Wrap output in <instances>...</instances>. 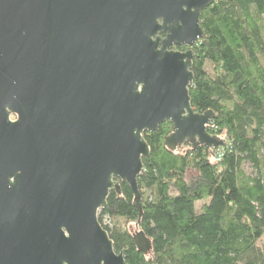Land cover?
Segmentation results:
<instances>
[{"label": "water", "instance_id": "obj_1", "mask_svg": "<svg viewBox=\"0 0 264 264\" xmlns=\"http://www.w3.org/2000/svg\"><path fill=\"white\" fill-rule=\"evenodd\" d=\"M216 1L0 0V264H126L99 213L115 179L140 208L144 134L226 146L192 108L194 52L170 50Z\"/></svg>", "mask_w": 264, "mask_h": 264}, {"label": "trees", "instance_id": "obj_2", "mask_svg": "<svg viewBox=\"0 0 264 264\" xmlns=\"http://www.w3.org/2000/svg\"><path fill=\"white\" fill-rule=\"evenodd\" d=\"M201 28L191 105L214 113L208 133L226 146L187 141L170 151L171 122L144 134L140 208L115 179L99 213L126 264H264V0H217ZM139 232L152 241L148 255L137 250Z\"/></svg>", "mask_w": 264, "mask_h": 264}, {"label": "flooded vegetation", "instance_id": "obj_3", "mask_svg": "<svg viewBox=\"0 0 264 264\" xmlns=\"http://www.w3.org/2000/svg\"><path fill=\"white\" fill-rule=\"evenodd\" d=\"M160 36L163 39L166 38V34H160ZM193 48L183 46V47H172V48H170V50L171 51H176V52L186 53V52H189V51H193Z\"/></svg>", "mask_w": 264, "mask_h": 264}, {"label": "rangeland", "instance_id": "obj_4", "mask_svg": "<svg viewBox=\"0 0 264 264\" xmlns=\"http://www.w3.org/2000/svg\"><path fill=\"white\" fill-rule=\"evenodd\" d=\"M220 139H222L223 140V138H220ZM201 207V205H198V208H200ZM133 229H134V227H133Z\"/></svg>", "mask_w": 264, "mask_h": 264}, {"label": "built area", "instance_id": "obj_5", "mask_svg": "<svg viewBox=\"0 0 264 264\" xmlns=\"http://www.w3.org/2000/svg\"><path fill=\"white\" fill-rule=\"evenodd\" d=\"M209 127H210V126H209ZM209 127H208V128H209Z\"/></svg>", "mask_w": 264, "mask_h": 264}]
</instances>
